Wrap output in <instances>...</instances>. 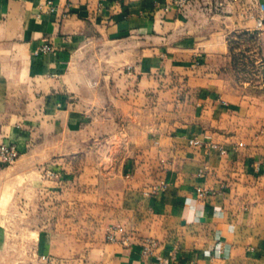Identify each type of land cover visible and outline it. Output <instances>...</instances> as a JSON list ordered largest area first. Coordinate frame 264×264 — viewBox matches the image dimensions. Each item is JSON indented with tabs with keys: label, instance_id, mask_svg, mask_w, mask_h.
I'll use <instances>...</instances> for the list:
<instances>
[{
	"label": "crops",
	"instance_id": "crops-1",
	"mask_svg": "<svg viewBox=\"0 0 264 264\" xmlns=\"http://www.w3.org/2000/svg\"><path fill=\"white\" fill-rule=\"evenodd\" d=\"M171 2L0 0V201L50 196L35 264H264V96L236 81L264 78V0Z\"/></svg>",
	"mask_w": 264,
	"mask_h": 264
},
{
	"label": "rangeland",
	"instance_id": "rangeland-1",
	"mask_svg": "<svg viewBox=\"0 0 264 264\" xmlns=\"http://www.w3.org/2000/svg\"><path fill=\"white\" fill-rule=\"evenodd\" d=\"M240 59L241 58L237 57V60ZM246 80H252V84L255 86V88L252 89L253 95L264 96V78L262 79V76L259 73L254 70L247 73L241 71L236 73V81L238 83H243ZM261 135L264 136V126L262 127ZM0 145H14L19 149L18 143H1ZM20 157L21 153L19 151L18 159L9 166L15 165ZM40 191L42 192V190L38 191L36 186L24 187L21 185V183H19L18 187L16 186L14 188L12 203L6 200L5 195L2 196L0 201V223H2L8 229V253L6 256L12 257V264L36 263L34 261H36L35 259L37 257L36 254H38V250L34 248V243L32 242L33 238L36 236V233H32L30 231H36L38 227L42 226L43 224L45 225L51 223L52 221V201L50 200V196H47V192L45 194H41ZM78 192L80 191L78 190ZM82 194H78L77 201H72V207H67L64 209L65 211L63 210L65 216L63 215V211L60 212L63 219L66 220L70 218L69 213L73 212V214H71V218L73 220L72 222L78 226H84V224L88 222L87 217L89 215L86 213L88 210L86 208V202L84 201V196H82ZM75 202L76 204H74ZM9 203L12 204V206H9V214L6 217L5 207ZM63 203H67V201H64ZM112 227L122 228L120 226L111 224L109 228ZM43 262L46 261L44 260ZM0 263L5 264V253H2L0 257Z\"/></svg>",
	"mask_w": 264,
	"mask_h": 264
},
{
	"label": "built area",
	"instance_id": "built-area-1",
	"mask_svg": "<svg viewBox=\"0 0 264 264\" xmlns=\"http://www.w3.org/2000/svg\"><path fill=\"white\" fill-rule=\"evenodd\" d=\"M193 0H172L171 5L177 8H184L188 3H190ZM259 26L261 28H264L263 21H259ZM41 52H48L50 51L49 46H44L40 50ZM189 144L191 146H201L202 142L197 139H191L189 141ZM19 157V149L14 145H0V161L3 165L9 166L12 165ZM157 191V189H155ZM210 194V192L206 189H199L198 191V198L203 199L207 197ZM120 235H123V229L118 227H112L108 229V235L107 240L109 242H118L120 241ZM125 242V240H122ZM155 246L154 242L150 243L149 245H146L144 247L143 253L145 255H148L151 252L152 247Z\"/></svg>",
	"mask_w": 264,
	"mask_h": 264
}]
</instances>
